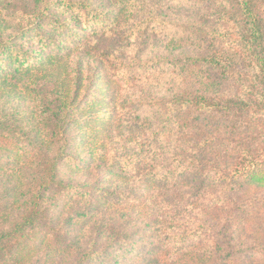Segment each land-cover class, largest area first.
Segmentation results:
<instances>
[{"label":"rangeland","instance_id":"374dc122","mask_svg":"<svg viewBox=\"0 0 264 264\" xmlns=\"http://www.w3.org/2000/svg\"><path fill=\"white\" fill-rule=\"evenodd\" d=\"M82 1L116 17L80 23L63 0H0V46L9 42L29 60L21 74L14 63L0 76V264H153L158 253L171 264L175 228H199L187 243L215 250L218 263L264 264V185L239 174L251 158L242 149L262 154L251 132L220 114H187L179 125L167 120L160 140L146 138L179 93L240 94L256 65L240 50L247 23L239 0ZM248 1L264 23V0ZM39 22L48 40L34 31ZM187 57L219 61L142 66ZM62 69L83 71L84 84L58 134L68 143L60 162L44 86L30 75ZM162 163L186 182L151 189L145 175ZM189 199L186 212L174 205L183 214L168 207ZM124 230L132 235L119 238ZM107 246V256L80 261Z\"/></svg>","mask_w":264,"mask_h":264},{"label":"trees","instance_id":"16d2710c","mask_svg":"<svg viewBox=\"0 0 264 264\" xmlns=\"http://www.w3.org/2000/svg\"><path fill=\"white\" fill-rule=\"evenodd\" d=\"M116 3H119L121 7L124 5H133V7L144 6V3L148 0H115ZM240 10L245 23H247L246 43L243 45L240 43V50H243L249 59L252 60L256 66H252L253 70L246 73L247 83H242L241 88L239 89L240 94L235 97H209L201 92H183L177 94L174 100L167 102L168 109L165 113L160 116L161 123L158 124L157 128L151 130L150 134L146 137L147 139L158 138L157 134H163L165 130V124L167 120H173L172 123L181 124L182 120L175 121L180 118L182 115L195 114V118L199 119L204 114L213 115V113L222 115L227 122L236 120L237 123L245 129H248L252 134V139L254 140L257 150H261L262 154L254 155L245 152V149H242V153L245 157H251L249 162V168H242L239 171V174L245 177H250L251 180L256 182L259 185H264V142L261 144V139H264V26L263 22L259 18L258 13L253 8V5L249 3L248 0H239ZM63 5L71 9L73 12H78L77 14L80 17V23H89L96 21L97 18L103 17V21L106 22L110 18L114 19L115 15L111 16V13H103L102 11L92 7V4L87 3L82 0H63ZM156 16H151V19H155ZM42 23L39 22L34 26V31L38 33H43L41 39H44L45 33L40 29ZM51 28V27H49ZM62 24L55 27L54 32L63 29ZM32 30V29H29ZM26 30V31H29ZM48 40L49 38L46 37ZM73 52V49H71ZM65 52L66 54H71ZM13 55H16L13 59ZM241 57L243 55L241 54ZM219 61L215 57H187L184 59L171 60L168 59L157 61V62H146L143 63V67H147L150 64L162 63L166 64L174 62H182L184 65H206L208 63H213ZM28 58H20L18 52H13L10 47L9 42H3L0 46V76H3L7 72L8 68H12L14 63H17L18 73L21 74L23 68L29 66ZM217 65V63H216ZM83 71L76 72L72 74L69 70H61L57 72V75L40 71L39 74L30 75L35 76L33 78L32 85L36 88L39 85L43 87V105L48 109L47 118H49L52 123L49 126V131L53 128L52 134L55 135L53 138L50 136L48 139L52 144L57 145V152H59L60 162L67 157V145L66 141H58V134L61 133V129L64 128V122L68 119V122H71L73 118H69L72 113L74 106L71 105L72 99L79 96V91L82 90L83 80ZM177 129V128H176ZM157 136V137H156ZM181 141H187V136L183 131H180ZM241 137V136H240ZM160 140V137L158 138ZM53 141V142H52ZM149 141V140H147ZM154 145V144H150ZM180 158V157H178ZM172 164V163H171ZM169 168L168 164H160L156 168L149 170L144 181L149 184V186L155 190L161 191L162 189L167 188L168 186H179L186 182L185 176L179 175L182 171L172 164ZM57 162H55V166ZM182 176V177H180ZM65 183V182H64ZM63 182H58L59 187L67 192L77 191L76 186L72 184H64ZM47 189L48 185H43ZM198 187V184H197ZM81 197V193L78 194ZM177 204L182 206L184 211H188L191 208L193 203L190 202V199L187 202H175L173 206ZM32 206V204H31ZM168 206L173 210L181 211L183 214V209L175 208V206ZM37 211V205L33 208ZM38 212V211H37ZM202 226V225H201ZM199 228L193 230H188L186 228H175L173 238L176 240V250L172 257H169V260L174 263H183L188 262L189 264H222L218 263L216 256L218 254L215 250H208L207 253L203 252L202 249L199 250V247L192 246L193 244H188L187 241L198 231ZM11 232H9V235ZM124 235H132V232L122 231L118 236L119 238L124 237ZM229 249L234 253L237 251L234 247L230 246ZM110 246L105 248H95L90 249L86 252L80 259V261L86 262H95L99 257H105L110 253ZM203 252V256L200 252ZM229 264L228 262H224ZM153 264H170L168 259L164 261L162 254L158 253L156 255V260Z\"/></svg>","mask_w":264,"mask_h":264}]
</instances>
